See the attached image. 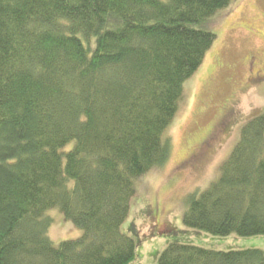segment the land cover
Listing matches in <instances>:
<instances>
[{"label": "trees", "instance_id": "obj_1", "mask_svg": "<svg viewBox=\"0 0 264 264\" xmlns=\"http://www.w3.org/2000/svg\"><path fill=\"white\" fill-rule=\"evenodd\" d=\"M234 0H0V264H135V183L170 159L165 131ZM181 223L264 235V109ZM50 209L82 231L52 243ZM156 264H264L260 249L170 244Z\"/></svg>", "mask_w": 264, "mask_h": 264}, {"label": "rangeland", "instance_id": "obj_2", "mask_svg": "<svg viewBox=\"0 0 264 264\" xmlns=\"http://www.w3.org/2000/svg\"><path fill=\"white\" fill-rule=\"evenodd\" d=\"M207 26L216 39L201 66L185 81L177 114L165 131L170 159L135 183L136 195L122 226L135 241V264H156L172 243L264 252V235L215 236L181 223L189 194L203 192L217 180L241 127L264 109V0H234ZM222 115L224 125L231 120L227 130L219 127ZM212 133L217 135L204 153L206 146L201 144ZM45 217L51 221L46 236L54 244L82 234L57 209L48 210Z\"/></svg>", "mask_w": 264, "mask_h": 264}, {"label": "flooded vegetation", "instance_id": "obj_3", "mask_svg": "<svg viewBox=\"0 0 264 264\" xmlns=\"http://www.w3.org/2000/svg\"><path fill=\"white\" fill-rule=\"evenodd\" d=\"M222 119H224V115H222L221 118H219V127H222V125H223L225 128L223 127L222 129H226L227 130L230 127V121L231 120L228 119L227 121H225L226 124L224 125V122L222 121ZM216 135H217V133H215V134L212 133V134H210L208 137H206L204 139V141L201 144V147L206 146V148L203 151L204 153H205L206 150H208L212 146V141L214 140V138L216 137ZM197 157H198V155H197Z\"/></svg>", "mask_w": 264, "mask_h": 264}]
</instances>
